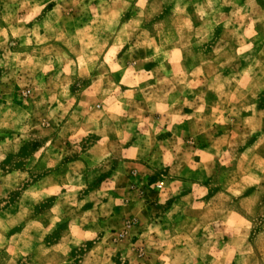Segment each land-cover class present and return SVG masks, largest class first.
<instances>
[{
	"label": "clouds",
	"instance_id": "9594fccd",
	"mask_svg": "<svg viewBox=\"0 0 264 264\" xmlns=\"http://www.w3.org/2000/svg\"><path fill=\"white\" fill-rule=\"evenodd\" d=\"M262 96L261 0H0V264H264Z\"/></svg>",
	"mask_w": 264,
	"mask_h": 264
},
{
	"label": "rangeland",
	"instance_id": "374dc122",
	"mask_svg": "<svg viewBox=\"0 0 264 264\" xmlns=\"http://www.w3.org/2000/svg\"><path fill=\"white\" fill-rule=\"evenodd\" d=\"M261 3H264V0H261ZM148 67H151V65H149ZM117 79H119V77H117ZM15 103H16L17 105H21V106H22V102H21V100H20L18 97L15 99ZM260 106H261L262 108H264V96H262V98H261V105H260ZM186 111H187V109H186ZM184 128H185V130L187 131V130H188V125H184ZM198 147H200V148H205V147H207V145H206L205 143L201 142V143L198 145ZM195 178H196V177H195V175H194V176H193V179H195ZM131 179H132V181H138V180H139V177H131ZM150 179H154V177H150ZM91 183H92L93 186L96 185V181H95V180L91 181ZM113 195H115V193H113ZM86 207L90 208L91 205L89 204V205H87ZM116 212L119 213V212H120V209L117 208V209H116ZM63 227H65V225H58V226H57L58 229H61V228H63Z\"/></svg>",
	"mask_w": 264,
	"mask_h": 264
},
{
	"label": "crops",
	"instance_id": "0c3cea01",
	"mask_svg": "<svg viewBox=\"0 0 264 264\" xmlns=\"http://www.w3.org/2000/svg\"><path fill=\"white\" fill-rule=\"evenodd\" d=\"M196 175H199V174H196ZM196 175H195V177H196ZM129 179L132 180L131 177H129Z\"/></svg>",
	"mask_w": 264,
	"mask_h": 264
}]
</instances>
